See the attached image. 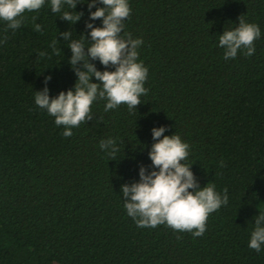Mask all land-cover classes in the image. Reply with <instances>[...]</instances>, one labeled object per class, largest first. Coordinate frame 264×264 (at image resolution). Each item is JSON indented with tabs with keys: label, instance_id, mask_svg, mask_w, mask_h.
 <instances>
[{
	"label": "trees",
	"instance_id": "16d2710c",
	"mask_svg": "<svg viewBox=\"0 0 264 264\" xmlns=\"http://www.w3.org/2000/svg\"><path fill=\"white\" fill-rule=\"evenodd\" d=\"M80 2L74 25L59 17L74 10L54 14L50 0L23 13L16 30L0 19V264H264V245L248 247L264 213V0H128L124 32L143 40L148 94L132 112L126 104L105 112L107 100L94 101V118L65 137L35 94L48 76L51 97L78 80L59 33L91 40L86 24L103 23ZM242 15L260 27L255 53L225 60L219 36ZM161 126L190 146L186 163L201 188L228 189V204L209 214L201 237L166 224L138 227L124 207L122 185L138 182L141 166L153 170L152 129ZM108 138L119 148L115 160L100 148Z\"/></svg>",
	"mask_w": 264,
	"mask_h": 264
},
{
	"label": "clouds",
	"instance_id": "9594fccd",
	"mask_svg": "<svg viewBox=\"0 0 264 264\" xmlns=\"http://www.w3.org/2000/svg\"><path fill=\"white\" fill-rule=\"evenodd\" d=\"M98 2L104 7L91 11ZM78 3H81L80 0H50L51 12L61 13L63 6L67 5L74 12L63 11L59 17L74 25L84 15L75 11ZM87 3L90 20L103 21L101 27L91 22L86 24V28L91 29V40L87 35L81 36L79 40L72 39V31L59 33L64 41H70L68 47L72 56L69 63L78 77L74 88L51 97L47 84L52 77L48 76L44 89L35 94V104L55 117L57 126H65V137H71L72 128L79 127L81 122L94 118L91 112L94 101L107 100L105 112L121 104H126L129 112H132L142 103L141 96L147 95L149 91L144 86L149 70L143 61L138 62L137 49L143 40L133 39L131 33L124 32V21L131 14L128 0H88ZM44 4L45 0H0V19L8 22L7 29L16 30L24 22L23 13L38 11ZM238 19L236 28L225 30L219 36V46L225 49V60L235 59L239 50H243L247 57L254 55V41L261 35L259 25L246 22L243 15ZM35 31L41 32L42 25L35 24ZM85 38L91 42L88 47H85ZM55 45L54 40L51 47L59 55ZM38 55L43 57L46 53L40 52ZM95 60H99L105 69L114 67L115 70L99 71L91 62ZM93 77L100 83L92 82ZM166 131L164 126L152 129L155 142L151 146L149 158L153 170L149 172L147 167L141 166L140 180L122 185L124 207L138 227L156 228L166 224L180 232H191L194 238L201 237L206 231L209 214L228 204V189L225 188L221 195L212 182L201 188L191 170L192 165L186 163L190 146L176 133L164 135ZM100 148L112 156V160H115L119 151L116 140L112 138L101 140ZM224 166L221 160L220 167ZM254 220L255 229L248 247L260 252L264 245V213Z\"/></svg>",
	"mask_w": 264,
	"mask_h": 264
}]
</instances>
